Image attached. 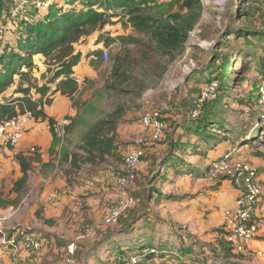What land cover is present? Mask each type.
<instances>
[{
  "label": "rangeland",
  "instance_id": "obj_1",
  "mask_svg": "<svg viewBox=\"0 0 264 264\" xmlns=\"http://www.w3.org/2000/svg\"><path fill=\"white\" fill-rule=\"evenodd\" d=\"M72 1L74 0H32L19 4L18 9L22 10L21 17L31 20L37 13L43 15L52 3L68 9V4ZM170 1L155 0L151 8L145 11L153 16H165L178 11V6ZM199 1L202 6L201 15L189 32L184 46L174 57H160L155 54L148 36L136 31L127 17L119 15L112 17V22L105 25L101 31L82 37L74 45V51L80 53L79 62L74 67L75 76L73 74L78 81L80 94L70 100L71 105L75 103L72 105L74 113L68 116L67 123L73 120L74 126L67 132L69 136L66 134L63 137L60 153H67V158L72 153L84 155L83 150L79 148L83 136L93 123L100 120L108 121L105 128L114 123L115 145L112 154L106 155L105 160L101 162L81 163L77 168H71L67 160L56 164L63 172L60 180L66 182L68 187L77 188L76 194L85 193L84 197L78 195L80 200L75 198L73 201V206L80 201L85 211L81 210L83 213L77 218L79 225L63 227V231L68 233V239L63 244V256L57 257L56 262L68 264L67 260L72 257L73 261L69 264H123L118 261V255H131L132 252L127 248L134 240L140 241V237L141 241L147 237V240L154 244L162 243L161 239L167 237L170 242L168 249L172 250L189 243L185 239L188 236L186 229L164 225L168 224V221L177 222V215L175 210L166 209L164 205L159 208L158 202H164L165 198L168 201L177 200L175 188L169 185L182 173L192 170L200 181L203 179L202 157L207 160L209 157H206L205 152L198 155L192 153L193 147L190 143L197 139L194 133L196 122L199 119L207 120L203 129L215 135L213 140L217 141L216 144L222 141L229 144L241 143L244 141L243 136L251 137L262 128L264 121H260L261 108L257 103V87L264 80V0ZM11 3V0H2L0 9V68L3 64L1 59L4 44L13 40L7 45L14 49L15 39L20 35V29L23 30L22 26L16 24L20 16L14 19L11 15ZM74 5L79 7V2ZM227 27L242 32L256 31L257 34L241 36L236 41L230 35L226 38L227 46L223 44L215 48L216 39L227 31ZM100 33L103 38L113 37L115 41L108 47H105L102 41L96 43ZM118 37H122L123 43ZM97 49L102 50L99 57L91 54ZM105 53L107 60H104ZM33 62L35 66L31 71L30 83L37 87L47 85L50 87V93L56 83V80L49 82L53 67L47 70V65L44 62L39 63L34 56ZM114 65L119 72L113 69ZM13 79V83L0 95V101L2 98L12 97L13 94H16L14 97L21 96L19 89L28 86L26 78L20 80L15 74ZM212 83L216 86L215 96L201 107V117L192 119L190 112L199 100V93ZM29 94H35V89L32 88ZM145 111L161 112L165 123L163 135L145 151L140 160L131 187L133 205L125 210L115 223L106 224L104 215L116 199V174L122 172L123 159L133 148L136 139L149 138L150 133L141 122ZM185 126L190 127L191 131L185 130ZM184 145L188 147L179 149V146ZM32 166L33 170L34 165ZM15 171L16 169L11 167L0 182L2 197L8 200L17 197L16 193L12 192L13 183L18 178ZM46 180L40 181V194L45 200L49 193L56 194L57 191L53 188L45 194L43 184H46ZM29 187L30 183H27L17 197V205L21 200H24L23 204L8 206L6 210L0 207V227L5 234L10 235L19 227L34 231L32 226L15 224V220L25 221L31 214V201L34 199H31L32 195H27ZM154 195L156 197H153ZM83 198H86V201ZM40 210L39 206L35 211L36 218L40 217ZM143 215L142 220L134 222ZM149 215L154 219L151 223ZM45 223L48 222L40 221L36 227L44 230ZM57 225L59 224L46 226L52 228L58 227ZM88 226L94 228L95 234L82 240V243L75 244L74 252L70 254L68 243ZM144 227L146 235L143 236L140 230ZM37 237L44 236L37 234ZM107 238L109 239L105 243L98 244ZM113 247L118 249L113 250ZM186 248L190 251L188 246ZM18 249L24 248L16 250ZM25 250L34 252L39 249ZM234 259L235 257L228 256L225 261ZM145 260H141L139 264H146Z\"/></svg>",
  "mask_w": 264,
  "mask_h": 264
},
{
  "label": "trees",
  "instance_id": "obj_2",
  "mask_svg": "<svg viewBox=\"0 0 264 264\" xmlns=\"http://www.w3.org/2000/svg\"><path fill=\"white\" fill-rule=\"evenodd\" d=\"M11 1V15L14 17V19H16L17 16H20L19 22L16 24L18 26H22L23 30L20 29V35L15 39L16 45L14 46V49L7 45L13 40H8V42L4 44V50L1 59L3 64L0 68V95L3 94L5 89L13 83V75L15 74L18 75L20 80H23L24 78L28 79L29 83L28 86L19 89L18 92L22 93L21 96L2 98L3 101H0V119L15 115L17 110L22 112L24 108L31 111L32 116L35 119H47L50 131L53 136L52 147L55 144L60 143V139L56 136L55 120L52 117H48L43 112L42 105L49 104L51 101L49 98L50 94H53L57 91H59L60 94L68 97L70 100H73L76 95L80 94L79 85L76 78L73 76V73L74 67L78 64L80 59V53H76L74 51V45L82 37L89 36L95 31H101L105 25L112 22V17L116 15L124 16L127 17V20L133 25L136 31L143 32L148 36L155 54L159 55L160 57H174V55L184 46L189 32L193 29L202 12V6L199 0H171L170 2L172 4H176L178 6V11L168 13L165 16H162V14L161 16H153L148 11H145L146 9L151 8L155 0H74L68 4L70 6L68 9L52 3L49 9L43 13V15H39V13H37L35 16L33 15L31 20H29L26 17H21L20 13L22 10L19 8L16 11L15 7L25 2H32V0ZM77 2H79V7H75L74 5ZM1 6L2 0H0V9ZM245 14H247L246 11ZM256 34V31L254 32L248 30L246 32H242L239 29L237 30L229 27L219 39H216L215 48H218L223 44L227 46V36L232 35L236 41L241 36L248 37L249 35ZM0 36H2V34ZM117 39L123 43L122 37H118ZM101 41L105 47H108L112 42L115 41V38L108 36L103 38L102 33H100L96 39V43ZM36 54H40L43 57V62L47 65V70H50L53 67L51 77L49 79L50 83H53L61 76L63 77L55 83V86L50 93H48L50 91L49 86L42 85L37 87L30 83L31 71L35 66L33 62V56ZM91 54L93 56L99 57L102 54V50L97 49L92 51ZM23 68L25 70H22ZM113 69L118 71L117 66L115 65ZM32 88L35 89V93L40 95L39 99L35 100L31 98L29 92ZM218 98L219 97H217V99ZM208 100L209 99H205L201 103H196L195 107L199 106L200 113L197 117L192 119L197 120L201 117V107L208 103ZM72 105H75V103H72ZM246 111L248 112L247 109ZM158 112L157 118L163 125L162 134L159 139L150 141V143L143 148L144 152L142 157L144 156L145 151L156 141H159L163 135L165 123L163 121L161 112ZM260 117V121H264V117H262L261 114ZM65 118L68 119L69 117L67 116ZM107 122V120H100L93 123L88 128L83 136L82 144L79 147L83 150L84 155L78 156L76 153H72L70 156H68L70 157L68 160L67 153L62 151L63 156L61 157L60 161L67 160L71 168H77L81 163L93 164L104 161L106 155L112 154L115 145L114 123H112V125H110L108 128H105V125L108 124ZM206 122V119H199L194 126V133L197 135V139H193L194 141L190 143L192 144V153L194 155H198L201 152L206 153L208 148H212L217 143V141L213 140L215 135L213 133L205 132V129H203V126L206 125ZM262 124V128L254 135H251V137L243 136L244 141H242L241 144L247 145L248 148H256L259 145L264 144V125ZM211 125L213 126V124ZM73 126V120L64 125L66 134L73 129ZM185 130L191 131L190 127L187 126H185ZM185 147L187 148L188 146H179V149L182 150ZM257 154L260 153L258 152ZM12 160L17 161L21 173L20 176L14 181L12 188V192L16 193L17 197H19L27 184L29 171L32 170L33 163L40 161L38 149L36 147V151L34 152H29L28 150L25 154L20 151ZM2 195L3 194L0 191L1 208L15 205L17 206V197L8 200L3 198ZM143 218L144 215L134 222L137 223ZM144 230L145 227L140 230L143 236L146 235ZM219 231L222 234L221 227ZM77 235L78 234L75 236ZM221 237L223 238V236ZM108 239L109 238L99 242L98 244H103ZM141 240L142 237H140V241L138 242L135 240L131 242V245L128 246L127 250L132 252L131 254H139L143 252L145 248L155 247L159 250V254L155 255V257L167 259L174 258L178 261L182 260L180 259L181 253L176 251L178 249H168L164 247V244H162L163 242L154 244L153 242L147 240V237L144 238L143 241ZM72 241L73 239L68 243V245ZM79 243H82V241H79L76 244L78 245ZM221 243L224 250L223 255L226 260L228 256L236 257V255H241L234 253L230 244L225 241L224 238L222 239ZM112 249L117 250L118 248L113 247ZM121 256L122 255H118V257ZM153 256V254H146L141 260H145ZM118 257L117 259L120 263L126 264V261L120 260ZM141 260L137 264H139Z\"/></svg>",
  "mask_w": 264,
  "mask_h": 264
},
{
  "label": "crops",
  "instance_id": "obj_3",
  "mask_svg": "<svg viewBox=\"0 0 264 264\" xmlns=\"http://www.w3.org/2000/svg\"><path fill=\"white\" fill-rule=\"evenodd\" d=\"M34 58L39 63L43 62V57L40 54L34 55ZM73 74L75 76V71ZM14 95L16 94H13L12 97ZM31 98L39 99V94L35 93ZM49 98L51 100L50 103L43 104L42 110L48 117H52L55 123H62L66 119L65 117L74 113L70 99L60 94L59 91L50 94ZM25 128L24 137L18 144V148L25 154L31 146L37 147L40 161L33 163L34 168L29 171L27 181L28 185L30 183L27 195L29 197L32 195L31 199H34L33 201L30 199L31 214L25 218L26 223L23 219H19L15 220V224L32 226L33 233L46 237L48 244L46 243L47 245H43L44 247L42 246L34 252L25 249L13 250L0 245V264H60L55 260L57 257L63 256L65 250L63 244L68 239V233L63 231V227L69 228L79 225L77 218L85 209H83L80 201L73 206V201L75 198L80 200L78 195L84 197L85 193L76 194L78 193L77 188L68 187L66 182L60 180L63 172L56 164L58 162L63 163V161H60L63 156L62 152L60 153L62 141L52 147L53 136L47 119L42 120L41 118L35 119L32 117L27 121ZM68 136L69 134H67ZM241 143L229 144L222 141L215 144L212 148H208L206 157H209V160L202 157L204 169L201 167L203 172L201 181L196 172L192 170L182 173L180 180L178 179L180 178L179 176L173 179L174 183L169 186L175 188L177 192L175 193V198L177 200L168 201L165 198L164 202H158V206L161 208L164 205L166 209L175 210L177 222L171 223V221H168V224L164 225L186 229L188 236L185 239L189 243H185V245L176 250L181 253V261L174 258L167 259L154 256L145 260L146 264H179L180 262L184 264H217V262L226 264H264V257L260 255V252L264 249V144L256 148H248L247 145H242ZM227 151H233L234 157L247 161L257 169V178L261 186L259 200L253 209V217L258 223V231L250 240L251 254L249 256L236 255L235 259L229 262L225 261L226 258L223 255L224 250L221 245L223 238L219 230L223 221V211L234 206L237 192L229 180H212L207 176L208 165L211 161ZM258 152L260 154H257ZM69 159L70 157H68ZM18 166L17 161L5 160L0 173V182L10 171L11 167L16 169L15 176L19 177L21 173L18 171ZM53 177L55 178L53 179ZM62 178L64 179V176ZM45 179H47L46 184H43L45 194L53 190V188L57 190L55 191L57 200L53 204L48 201V197L45 200L40 194V181ZM107 181L109 182L110 180ZM63 186L66 187L63 188ZM153 197L156 196L154 195ZM83 199L86 201V198ZM21 201L20 203L23 204L24 200ZM39 206L41 208L39 211L40 217L36 218L35 211ZM8 208H4V210ZM148 219L149 223L154 220L151 215L148 216ZM40 221L42 223L49 221L45 223L49 226L59 225H57L58 227H52L54 230L46 225H44L46 229H38L36 225ZM167 239V237H163L161 240L162 242H167H163L164 247L170 248V242ZM186 246L190 248V251L186 250ZM191 249L195 251L192 252ZM200 260L202 261L200 262Z\"/></svg>",
  "mask_w": 264,
  "mask_h": 264
},
{
  "label": "built area",
  "instance_id": "obj_4",
  "mask_svg": "<svg viewBox=\"0 0 264 264\" xmlns=\"http://www.w3.org/2000/svg\"><path fill=\"white\" fill-rule=\"evenodd\" d=\"M18 7L19 5L15 7L16 11ZM104 60H107L106 53L104 54ZM61 78L63 77L61 76ZM61 78L56 79V82ZM215 89L216 86L213 83L202 89L198 102L201 103L205 99L215 96ZM257 89V102L261 108V116L264 117V80L261 81ZM158 113V111H145L142 115V125L150 133L149 140L142 137L136 139L135 145L124 157L123 171L116 175V199L104 215L106 224L115 223L120 215L133 205L134 199L131 187L136 177L140 158L144 152L143 148L150 141L159 139L162 134L163 125L157 118ZM199 113L200 108L197 106L191 110L190 116L195 118ZM32 117L31 111L24 108L22 112L17 110L15 115L0 119V173L4 161L14 159L20 152L18 144L24 137L27 121ZM67 121L66 118L62 123H55L56 136L60 141L66 135L64 125ZM34 151H36V147L31 146L29 152ZM232 153L233 151L226 152L212 160L208 165L207 174L210 178L228 179L234 186L237 195L234 206L223 211L222 236L230 244L234 253L249 256L251 254L250 240L258 231V223L253 217V209L259 200L261 186L257 178V169L247 161L235 158ZM56 200L57 195L49 193L48 201L53 204ZM94 234L93 227H85L68 245L70 254H73L77 242L90 238ZM44 238L37 237L26 227H19L10 235L5 234L2 227H0V245L13 250L17 248L39 249L47 243L46 238ZM146 254L158 255L159 250L155 247H148L139 254L118 258L126 261V264H137ZM260 255L264 257V249L260 252ZM72 261V257L67 260L68 264Z\"/></svg>",
  "mask_w": 264,
  "mask_h": 264
}]
</instances>
